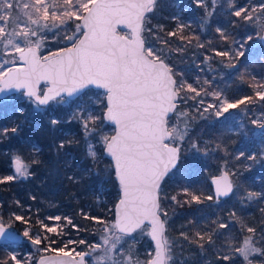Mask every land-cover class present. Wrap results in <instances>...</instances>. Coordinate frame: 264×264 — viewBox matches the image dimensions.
Listing matches in <instances>:
<instances>
[{"label": "snow or ice", "instance_id": "obj_1", "mask_svg": "<svg viewBox=\"0 0 264 264\" xmlns=\"http://www.w3.org/2000/svg\"><path fill=\"white\" fill-rule=\"evenodd\" d=\"M192 3L203 10L204 25H210L217 8H221L231 26L254 29L244 38L234 39L217 26L219 39L226 43L223 50L211 40L197 43L205 54L201 61H194L196 71L207 68L213 73L211 79L202 82L199 75L191 82L189 71L173 62L174 54L185 53L192 41L198 40L185 32L190 22H178L167 30L163 24H152L161 0H0V103L22 98L37 114L75 104L69 122L80 124L86 141L90 136L98 137L103 156L110 158L108 175H114L119 186L118 202L114 211L109 210L111 220L80 209L79 215L91 222L89 227L98 226L93 231L98 237L94 241L65 239L72 231L88 228L67 215L41 218L37 214L33 219L32 209H25L17 200L20 211L10 212L7 218L0 212V247L15 243L19 236L31 249L27 254L13 249L0 258V264H141L134 250L138 236L152 242L142 264H176L174 249H183L184 244L173 243L167 235L166 201L179 207L201 205L205 200L218 204L220 198L229 197L242 206L264 202V192L243 188L231 178L238 176L236 171L224 170L214 177L211 195L188 188L169 195L162 187L165 178L179 170L186 155L208 157L223 151L221 142L193 135L194 122L213 116L227 120L229 114L241 110L251 119L252 135L264 137V111H256L264 109V79L238 68L249 43L254 39L264 42V0ZM172 19L179 21L180 17L174 15ZM230 39L232 44H227ZM49 44L56 47L44 54ZM215 58H220L217 63L229 73L235 70L242 81H253L248 83L252 93L230 99L219 90L215 84L217 69L212 67ZM227 74L220 73L221 79ZM93 88L100 91L90 99ZM17 110L21 115L26 111L23 107ZM48 123L56 128L61 121L53 116ZM107 124L114 126V134L103 131ZM19 131L17 124L0 127V141ZM241 131L248 134L244 125ZM71 144V140L61 141L56 150L59 153ZM94 149L89 143L88 154L93 160L97 157ZM32 151L38 153L39 149L33 146ZM242 158L244 151L235 156L236 160ZM246 159L256 161L257 155L249 154ZM260 161H264V154ZM32 163L40 161L33 159ZM11 164L13 174L0 176V185L33 175L19 155ZM67 179L76 181L77 177L69 175ZM228 217H193L182 226L179 239L198 256L212 253L215 264H264V225L248 223L235 210ZM17 224L23 225L19 233ZM237 224L243 233L239 242L229 240L217 248V240ZM80 245L87 250H78ZM49 251L56 252L57 257L36 260L35 254Z\"/></svg>", "mask_w": 264, "mask_h": 264}, {"label": "trees", "instance_id": "obj_2", "mask_svg": "<svg viewBox=\"0 0 264 264\" xmlns=\"http://www.w3.org/2000/svg\"><path fill=\"white\" fill-rule=\"evenodd\" d=\"M243 2V0H239ZM219 4H225L226 0H218ZM202 9H198L192 3V0H161V7L158 9L152 24H163L165 29H174L176 24L190 22V27L185 28V32L189 35L198 37V40L192 41V46L183 54H174L173 62L182 69L188 70L191 82H195V77L200 76L201 82L204 79H211L213 73L205 68L204 72H198L195 69V62L203 59L204 49L198 48V42L207 44V41H213V46L223 50L226 43L219 39L216 27H222L234 39H242L247 34L253 33L254 29L246 26H231L229 17H227L221 8H217V15L212 18L210 25H204L202 20ZM179 16V21H174L172 16ZM235 19V18H231ZM147 36V33L145 34ZM151 40V37H149ZM256 39L249 43L246 50V56L240 58L238 68L246 74H254L258 79H264V48L261 44H256ZM175 43H179L176 41ZM174 43V47H175ZM227 44H232L230 39ZM56 45L52 44L50 49H55ZM49 49L44 50L47 53ZM212 55L211 51L206 53ZM220 58H215L212 67L217 69L215 84L219 90L230 98H239L244 95H250L252 89L248 87V83L253 81H242L239 74L233 70L229 73L228 69H223L217 63ZM228 73L223 79L220 73ZM22 101V99H21ZM25 108V114L21 115L18 108ZM243 107V106H241ZM71 108L65 110L63 114H34L33 109L18 100L0 103V127L17 124L20 131L16 136L0 141V176L11 175L14 172L11 161L15 156L19 155L28 165V171L33 173L29 178H18L6 185H0V212L7 218L12 211H20L17 209L15 202L18 200L25 209L31 208L33 219L38 214L41 218L48 215H67L73 218L74 222L82 228L87 227L88 231L76 233L72 231L70 237L74 239L85 238L88 241L98 239L93 235L95 225L90 226V221L84 220L80 215V209L83 208L91 215L103 216L109 220L113 218L112 212L115 204L118 202L119 186L115 181L114 175L109 176L108 172L110 160L103 156L101 147H98L99 154L96 159L87 154V141L85 140L83 131L74 121L75 128H71L72 135L66 136L69 130L68 117ZM242 121L246 122V130L248 134L243 132L237 134L229 132V119H217L211 117L206 120L194 122L193 135H199L204 140L219 141L222 144L223 151L214 152L208 157H193L186 155L181 160L179 170L169 174L166 177L162 187L169 195H174L182 188H188L190 191L202 193L204 195L213 194L211 178L218 174L219 170L236 171L238 176H233V180L240 183L243 188L264 192V161H260V155L264 154V137L259 134L252 135L251 119L245 116L241 110ZM257 112L264 109H257ZM60 119L61 123L52 128L48 120L50 117ZM109 127L107 124L104 131ZM98 138V137H96ZM72 141L71 146L60 150L58 153L56 145L61 141ZM33 146L39 149V152H33ZM245 152V158L236 160L235 156L240 152ZM227 153V154H226ZM256 154V161L246 159L247 155ZM39 160V164H33L32 160ZM251 167H247V165ZM69 175L76 176L77 180L67 179ZM36 199L32 200L31 197ZM169 212V220L167 225V235L173 243L184 244L183 249L176 247L174 256L176 264H208L213 261V254L209 253L203 257L195 254L196 250L190 248L179 239V232L182 226L189 219L196 217L204 220L207 218L224 217L228 219V213L235 210L240 216L244 217L248 223L257 227L264 225V202H253L247 205H241L236 198L220 199V203L205 200L203 204L183 207L176 206L170 202H165ZM38 210V212H37ZM16 231H20L23 225L17 224ZM243 233L240 231V225H236L231 232L225 236H221L217 240V248L224 245L229 240H239ZM65 237V239L70 238ZM143 248L135 251L141 263L146 258V250L152 246V242L147 237L143 238ZM26 246H28L25 243ZM24 243L19 249L24 254L26 246ZM60 245H52L59 247ZM14 246L0 247V258L5 257L12 249L18 248ZM81 249L87 250L84 245H80ZM143 250V254L141 253ZM56 252H41L38 258L45 254ZM38 258L36 260H38ZM213 264L215 262L213 261Z\"/></svg>", "mask_w": 264, "mask_h": 264}, {"label": "rangeland", "instance_id": "obj_3", "mask_svg": "<svg viewBox=\"0 0 264 264\" xmlns=\"http://www.w3.org/2000/svg\"><path fill=\"white\" fill-rule=\"evenodd\" d=\"M251 2L252 3H256L257 2V0H251ZM255 42H256V44H261V41L260 40H258V39H256L255 40ZM52 44H49V45H46V47H45V50H47V49H50V46H51ZM262 45V44H261ZM44 54H46V53H44ZM98 90H91V92L89 93V98L90 99H94V93H96ZM21 99L22 98H19V99H16V100H18V103H22V101H21ZM26 105V104H25ZM75 107H76V105L75 104H71V105H68V106H64V105H61V106H58L54 111H55V113H58V114H63L64 113V111L65 110H68V112H69V108H71V111H70V113H69V117L68 118H70V116H71V113H72V111L75 109ZM54 111H52V112H50V113H53ZM34 112V111H33ZM50 113H48V114H50ZM239 112L238 111H234V112H232L231 114H229L228 115V119H229V121H230V127H231V129H233V131L232 132H234V133H237V134H239V133H241L242 131H241V125H244L245 126V129H246V126H247V124H246V122H243L242 121V116H241V114H238ZM34 114H37V113H35L34 112ZM37 115H40V114H37ZM50 116H51V114H50ZM223 118V117H222ZM68 121H69V119H68ZM70 123V122H69ZM71 123H73V125H71V124H69L70 126H69V130L66 132V133H64V135H66V136H70V135H72V132H71V128L73 127V128H75V126L76 125H74V121H72ZM79 124V123H78ZM80 125V124H79ZM77 127V126H76ZM113 129H114V127H112V126H110L109 125V127L108 128H106V130L104 131V129H103V131L106 133V134H114L113 133ZM91 138H89V140H88V143H87V154H88V144L89 143H91V144H93V145H95V151H96V153H97V155L99 154V152H98V147L100 146V144H99V142H98V138H94V137H92V136H90ZM101 147V146H100ZM89 155V154H88ZM222 171L223 170H219V172H218V174H220V173H222ZM217 175V174H216ZM215 176V175H214ZM166 179V178H165ZM71 239H74V238H72V237H70ZM143 238H145V236H138L137 237V243L134 245V250L135 251H138L140 248H143V243H144V241H143ZM24 243V245H25V242H23ZM22 243V244H23ZM21 244V245H22ZM8 246H14V247H20V245H8ZM26 246V245H25ZM19 247L18 248H14V249H18L19 251H21L20 249H19ZM70 247H77L76 245H70ZM127 247V246H126ZM30 249H31V246L30 245H28V246H26V251L24 252V254H27L29 251H30ZM81 249V247H79L78 246V250H80ZM13 250V249H12ZM149 250V249H148ZM148 250H146V252L148 251ZM141 253L143 254V250H141ZM135 254H136V252H135ZM38 255H39V253L38 254H35V258L37 259L38 258ZM40 258V257H39ZM38 258V259H39ZM136 258L140 261V258H138L137 257V254H136ZM142 264V263H141Z\"/></svg>", "mask_w": 264, "mask_h": 264}, {"label": "water", "instance_id": "obj_4", "mask_svg": "<svg viewBox=\"0 0 264 264\" xmlns=\"http://www.w3.org/2000/svg\"><path fill=\"white\" fill-rule=\"evenodd\" d=\"M124 31H126V30H124ZM261 44H262V46H263V48H264V42H261ZM93 90H97V89H94L93 88ZM98 91H100V90H98ZM110 126H112V127H114L113 125H111V124H109ZM109 160H110V158L109 157H107ZM221 174V173H220ZM220 174H217V175H215V176H213L212 178H211V183H212V179L214 178V177H216V176H219ZM232 178V177H231ZM233 179V178H232ZM212 189H213V193H214V186L212 185ZM220 199H225V198H220ZM17 233H19L18 231H16ZM23 239L22 238H20L19 236H17V240H16V242L15 243H11V244H9V245H21L22 243H23ZM44 257H47V258H54V257H57V253H53V254H46V255H43V256H41L40 258H44ZM39 258V259H40ZM38 259V260H39Z\"/></svg>", "mask_w": 264, "mask_h": 264}]
</instances>
